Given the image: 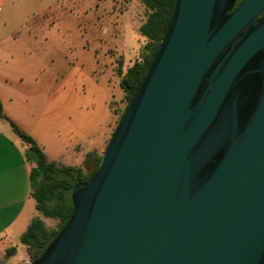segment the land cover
Instances as JSON below:
<instances>
[{"label":"water","instance_id":"95a60500","mask_svg":"<svg viewBox=\"0 0 264 264\" xmlns=\"http://www.w3.org/2000/svg\"><path fill=\"white\" fill-rule=\"evenodd\" d=\"M177 0L73 213L31 264H264V0Z\"/></svg>","mask_w":264,"mask_h":264},{"label":"rangeland","instance_id":"374dc122","mask_svg":"<svg viewBox=\"0 0 264 264\" xmlns=\"http://www.w3.org/2000/svg\"><path fill=\"white\" fill-rule=\"evenodd\" d=\"M147 16L143 0H0V26L17 31L15 45L7 40L1 46L17 58L8 67L23 68V104L36 118L50 116L40 143L32 138L51 159L77 167L87 153L106 151L128 104L121 74L145 51L140 27ZM34 203L20 229L0 242V264H31L20 242L31 218L57 228L59 220L44 218ZM10 247L18 249L13 257Z\"/></svg>","mask_w":264,"mask_h":264},{"label":"trees","instance_id":"16d2710c","mask_svg":"<svg viewBox=\"0 0 264 264\" xmlns=\"http://www.w3.org/2000/svg\"><path fill=\"white\" fill-rule=\"evenodd\" d=\"M176 1L143 0L144 6L148 10V16L140 27V33L147 40V43L142 59L136 61L126 73L121 74L120 88L125 93L128 104L119 124L148 74L149 67L167 30ZM0 119L6 120L14 133L27 145L25 157L27 162L32 165L30 189L31 196L36 201L37 210L44 218L59 220L57 228L51 229L47 227L44 220L34 218L27 230L21 235L20 242L25 247L32 263L42 255L70 219L74 210L72 193L89 184L101 162L102 155L92 151L87 153L80 166L61 165L55 161H50L37 142L5 116L1 100ZM17 252L16 247L7 249L9 257H13Z\"/></svg>","mask_w":264,"mask_h":264},{"label":"crops","instance_id":"0c3cea01","mask_svg":"<svg viewBox=\"0 0 264 264\" xmlns=\"http://www.w3.org/2000/svg\"><path fill=\"white\" fill-rule=\"evenodd\" d=\"M16 32L13 27L0 26V100L5 116L40 143L38 136L42 133L41 129L47 124V120H51L50 116L43 115V118H36L33 110L23 104L20 96L23 94L18 87V82L23 79L20 73L23 68L18 63L19 67H8V61L16 63L17 58L1 46L3 45L1 43L7 40H14L10 44L15 45ZM31 78L36 77L34 75ZM40 86L43 91H47L45 85L40 84ZM58 93L61 92L58 90L56 95H59ZM25 102L29 103L28 97ZM26 149L22 139L14 133L10 124L0 119V242L9 239L17 229H20L19 224L30 204L35 202L36 207L30 189L32 165L26 160ZM42 149L46 151L44 147ZM47 157L50 161H55L48 155ZM85 157L76 166H80ZM33 219L27 222V228Z\"/></svg>","mask_w":264,"mask_h":264},{"label":"flooded vegetation","instance_id":"af4514ba","mask_svg":"<svg viewBox=\"0 0 264 264\" xmlns=\"http://www.w3.org/2000/svg\"><path fill=\"white\" fill-rule=\"evenodd\" d=\"M243 0H237L234 9L242 2ZM264 17V11L258 16V19H262Z\"/></svg>","mask_w":264,"mask_h":264}]
</instances>
